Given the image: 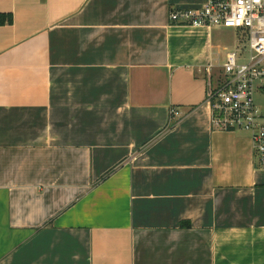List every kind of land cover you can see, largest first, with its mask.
<instances>
[{
    "label": "crops",
    "instance_id": "0c3cea01",
    "mask_svg": "<svg viewBox=\"0 0 264 264\" xmlns=\"http://www.w3.org/2000/svg\"><path fill=\"white\" fill-rule=\"evenodd\" d=\"M206 2L0 0V264H264V171L211 126L236 45L168 20Z\"/></svg>",
    "mask_w": 264,
    "mask_h": 264
},
{
    "label": "built area",
    "instance_id": "2783aa9c",
    "mask_svg": "<svg viewBox=\"0 0 264 264\" xmlns=\"http://www.w3.org/2000/svg\"><path fill=\"white\" fill-rule=\"evenodd\" d=\"M168 15L172 26L232 30L236 46L225 56L223 84L215 82L207 91L211 126L248 133L264 171V0H207L202 7L175 8ZM179 117L171 110V118Z\"/></svg>",
    "mask_w": 264,
    "mask_h": 264
},
{
    "label": "rangeland",
    "instance_id": "374dc122",
    "mask_svg": "<svg viewBox=\"0 0 264 264\" xmlns=\"http://www.w3.org/2000/svg\"><path fill=\"white\" fill-rule=\"evenodd\" d=\"M219 31H222L224 33L223 36H221V38H219V41L222 42V45H223V47L220 48V51L224 52V50L232 49L235 46L234 45L235 39H233L234 37L232 38V30L221 29ZM227 32L230 34H228ZM247 55H248V49H245L243 56L246 57ZM216 82H218V84H221V85L223 84V80H220L219 78L216 80Z\"/></svg>",
    "mask_w": 264,
    "mask_h": 264
}]
</instances>
